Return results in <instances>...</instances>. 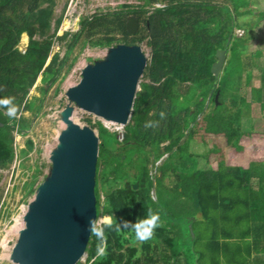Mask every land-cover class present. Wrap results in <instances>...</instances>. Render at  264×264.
Returning a JSON list of instances; mask_svg holds the SVG:
<instances>
[{"label":"trees","instance_id":"obj_1","mask_svg":"<svg viewBox=\"0 0 264 264\" xmlns=\"http://www.w3.org/2000/svg\"><path fill=\"white\" fill-rule=\"evenodd\" d=\"M141 1L144 6L96 11L79 20L77 31L56 36L62 14L53 19V0H0V100L14 97L18 108L10 119L0 107V169L15 159V136L24 137L30 129L31 121L21 114L33 111L35 116L39 109L26 103L36 80L45 95L60 81L78 46L146 41L150 59L142 77L147 82L139 84L122 139L101 122L86 120L99 141L96 220L101 184L103 213L114 224L105 229L107 256L96 255L98 241L90 235L84 264H264V131L241 130L242 119L251 124L254 116L264 117V69L257 61L264 52H246L264 12H253L254 0ZM155 3L164 6L153 8ZM128 16L139 23L133 35L125 31ZM247 17L252 19L245 24ZM234 29L243 35L236 37ZM22 35L28 37L24 52L18 50ZM55 43L64 46V53L49 59ZM217 50H225L226 58L215 80L211 67ZM243 71L246 83L259 82V87L252 85L249 103L232 94ZM148 123L152 126L145 127ZM218 136L228 148L221 154L213 145L210 153L222 159L199 169L190 142ZM26 145L31 149L32 142ZM150 214L159 215L160 226L151 239L138 242L123 221L135 224Z\"/></svg>","mask_w":264,"mask_h":264},{"label":"water","instance_id":"obj_2","mask_svg":"<svg viewBox=\"0 0 264 264\" xmlns=\"http://www.w3.org/2000/svg\"><path fill=\"white\" fill-rule=\"evenodd\" d=\"M137 27L135 18L126 19V33L134 34ZM215 57L211 73L217 80L225 50H217ZM145 66L139 46L115 45L105 59L81 69L79 81L66 90L65 97L80 110L123 128L130 120ZM73 113L72 107L61 112L65 127L57 137L59 147L51 157L46 184L24 214V227L9 255L13 264H77L85 256L88 222L96 220L93 187L99 141L92 129L72 121Z\"/></svg>","mask_w":264,"mask_h":264},{"label":"rangeland","instance_id":"obj_3","mask_svg":"<svg viewBox=\"0 0 264 264\" xmlns=\"http://www.w3.org/2000/svg\"><path fill=\"white\" fill-rule=\"evenodd\" d=\"M53 1V19L58 18L62 14V20L56 32V36H61L65 32L73 33L77 31L79 28V20L82 17L95 13L96 11H116L121 5H131L136 7L142 5L143 3L141 0ZM222 1L223 0H219L218 3H222ZM254 1L255 6L253 8V12L256 14L264 12V0ZM152 6L158 7L164 6V4L155 3ZM147 10L150 11V8ZM251 19L252 17H247L243 20V22L246 24V22H250ZM53 25L54 22L51 21L49 34L52 32ZM234 35L236 37L242 36L243 30L234 29ZM250 37V42L246 47L247 54H254L257 50L264 52V19L259 21L258 27L253 28L252 32H250ZM27 45L28 38L26 35H22L18 45V50L24 52ZM139 47L141 48V51L148 62L150 59V48L146 46V41L140 43ZM107 52L108 48H88L87 46H78L72 51L70 55L71 63L65 70H63L60 81H57L46 92L45 95L41 94L40 88L43 86L40 81H36L33 87L30 89L26 103L31 102L33 104V108L38 106L39 109L35 116L33 111L23 112L21 114L23 119L31 121L30 129L24 137L15 136V159L11 165L5 169H0V242L4 244V255H0V264H13L9 258L6 257V254H10L11 247L17 238V235H15L13 232V226L15 225L18 227V229H22L24 227L23 217L25 212L34 200L38 189L44 186L48 180L51 170V157L59 147L57 137L64 130L61 122V112L67 107H72L74 109V113L71 118L74 123L78 124L79 126L89 128L86 123L87 119H90L92 124L99 121L109 132L117 133L119 141L122 139L123 128L120 125L114 123L107 124V122L104 120L80 110L74 103L68 101V99L65 97L66 90L69 87L76 85V83L79 81L81 69L85 65H92L95 61L105 59ZM55 53H58L61 57L64 53V46L55 43L51 50L49 59ZM49 59L47 60V63ZM257 61L262 69H264V54H262L261 57L257 59ZM254 72H256V70H254L252 73ZM239 76L240 77L235 80V90L232 91V94L243 98L245 101H247V103L252 102V85L256 84L259 87V82L258 80L251 79L249 83H246L245 71L240 73ZM142 82L145 83L147 80L143 79L141 76L138 80V85ZM138 90L139 87L137 88V91ZM251 120L252 123L250 124L249 121L247 122L245 120V118L242 119L241 130L246 131L252 128L255 131H264V117L257 115ZM92 130L97 133L95 129ZM27 141L32 142L31 149H29V147L26 145ZM224 141V138L218 136L215 138H207L205 143H202L197 139H193L190 142L189 153L196 158L199 169L206 170L210 167V161L213 162L214 159H222L221 154H223L228 148ZM163 145H166V143L162 144L161 147ZM213 145H216L217 148L220 149L221 154L210 153L213 149ZM22 151H24L25 154H22ZM205 154L208 155V159H204L203 156ZM153 172L154 171L152 170V174ZM18 178L19 180L21 179V181L17 180ZM251 184L254 188H256L257 181L254 179L251 181ZM10 188L13 189V191H18L19 194L16 207L11 206V202L7 203V196L10 193ZM99 189L100 216L96 221L98 223H103L106 221L109 215L103 213V192L101 184H99ZM16 214L18 216H16ZM85 259L86 256H83L78 261V264H84ZM253 262L255 263V260Z\"/></svg>","mask_w":264,"mask_h":264},{"label":"clouds","instance_id":"obj_4","mask_svg":"<svg viewBox=\"0 0 264 264\" xmlns=\"http://www.w3.org/2000/svg\"><path fill=\"white\" fill-rule=\"evenodd\" d=\"M162 7L163 6H158V7H153V8H162ZM150 10H151V8H150ZM129 17H132V16H129ZM137 25H139L138 21H137ZM135 46H139V45H135ZM13 100H14V97H8V98L0 100V107H3L6 115L10 119L15 118L17 116V113H18L17 106L12 103ZM163 117H164V113H161V118H163ZM151 126H152L151 123H148L145 125V127H151ZM113 224H114L113 217H108L106 219V221L103 223H98L94 219H90L88 222V229H87L88 232L90 233V235L95 236L96 240L98 241L97 248H96V255L98 257H106L108 254V252H107V236L105 234V229L106 228L111 229L113 227ZM123 226H124V228H130V231L135 233V240L136 241L144 242V241L151 239L153 236L154 230L160 226V217L158 214H150L146 219L137 220V222L135 224H131L129 221H123ZM115 231L121 232L120 227L117 226L115 228Z\"/></svg>","mask_w":264,"mask_h":264},{"label":"bare ground","instance_id":"obj_5","mask_svg":"<svg viewBox=\"0 0 264 264\" xmlns=\"http://www.w3.org/2000/svg\"><path fill=\"white\" fill-rule=\"evenodd\" d=\"M76 112V111H75ZM72 119V118H71ZM113 124V123H111V122H107V124ZM59 124V123H58ZM115 124V123H114ZM62 127H65V125L62 123ZM117 125H119V124H117ZM121 126V125H120ZM52 129V128H51ZM62 129V128H61ZM53 130V129H52ZM60 130V129H59ZM52 132V131H51ZM57 133V132H56ZM59 134V133H58ZM52 138V137H51ZM46 146V145H45ZM24 174V173H23ZM16 176V175H15ZM17 180H19V178L17 179ZM19 181H21V179L19 180ZM11 189V188H10ZM10 193H9V195L7 196V203L8 202H11V206H15L16 207V203H17V200L19 199V194H18V191H13V189H11L10 191H9ZM18 209V208H17ZM16 209V210H17ZM16 216H18L17 214H16ZM15 221V220H14ZM18 226V225H17ZM18 231H20V229H18V227H16L15 225L13 226V232L15 233V235H17L18 234ZM12 232V233H13ZM1 236V235H0ZM6 245V244H5ZM12 248V247H11ZM4 244H2L1 242H0V255H4ZM9 253L8 254H6V257L7 258H9ZM2 257V256H1Z\"/></svg>","mask_w":264,"mask_h":264},{"label":"flooded vegetation","instance_id":"obj_6","mask_svg":"<svg viewBox=\"0 0 264 264\" xmlns=\"http://www.w3.org/2000/svg\"><path fill=\"white\" fill-rule=\"evenodd\" d=\"M144 4V2L142 3V5ZM129 17V16H128ZM138 27H139V25H138ZM138 29V28H137Z\"/></svg>","mask_w":264,"mask_h":264}]
</instances>
